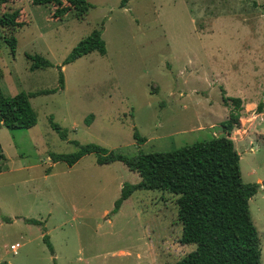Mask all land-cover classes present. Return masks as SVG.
<instances>
[{
  "label": "rangeland",
  "instance_id": "1",
  "mask_svg": "<svg viewBox=\"0 0 264 264\" xmlns=\"http://www.w3.org/2000/svg\"><path fill=\"white\" fill-rule=\"evenodd\" d=\"M87 1L83 17L72 10L53 18L54 5L29 0L1 8L20 9L25 23L14 32V56L0 40L6 95L56 88L63 60L94 29L103 27L106 53L64 64L63 89L30 98L34 126L10 130L0 121V264H171L192 251L194 244L179 242L176 194L135 190L113 212L122 185L140 180L136 172L120 161L99 165L95 153L72 166L48 154L74 152L76 140L134 156L222 135L229 107L221 87L243 103L231 138L243 181L259 180L249 209L264 264V113L257 110L260 104L264 112V0ZM26 53L52 65L29 70ZM51 118L67 130L65 139ZM134 129L144 143H136Z\"/></svg>",
  "mask_w": 264,
  "mask_h": 264
},
{
  "label": "trees",
  "instance_id": "2",
  "mask_svg": "<svg viewBox=\"0 0 264 264\" xmlns=\"http://www.w3.org/2000/svg\"><path fill=\"white\" fill-rule=\"evenodd\" d=\"M11 0H0V40L15 55L17 40L14 32L25 23L21 21L20 9L1 10ZM32 4H52L53 18H63L73 10L76 17H83L92 6L87 0H29ZM129 0H120V7H125ZM94 29L70 50L60 66L58 86L26 93L20 91L6 95L0 85V121L12 130L30 128L37 123V114L30 98L37 94L53 93L64 87L62 66L71 63L93 51L101 55L106 53L102 29ZM30 60L29 70L47 68L51 62L39 54L26 53ZM221 98L229 107L228 117L221 122L224 134L213 136L204 141L168 151L138 152L128 156L96 144H80L76 151L68 154L50 153L53 163L64 161L68 166L75 164L89 153L96 154V163L109 164L122 162L129 170L136 172L140 180L136 183H124L119 197L114 202L116 212L122 202L135 190H166L176 194L177 218L182 225L179 242L194 244L192 251L171 264H262L261 243L257 228L251 217L249 200L258 191V182H244L241 176L240 155L235 148L231 133L240 125L243 109L242 99L228 96L221 87ZM258 112H262L260 104ZM93 114L85 118L90 123ZM50 125L61 138L67 137V130L50 119ZM137 144L146 141L144 136L133 130ZM0 159H5L0 151ZM50 169L46 172L49 173ZM5 222L9 217H2ZM26 223L42 225L34 218H23ZM42 240L52 255L55 263L54 247L45 228L42 227Z\"/></svg>",
  "mask_w": 264,
  "mask_h": 264
},
{
  "label": "built area",
  "instance_id": "3",
  "mask_svg": "<svg viewBox=\"0 0 264 264\" xmlns=\"http://www.w3.org/2000/svg\"><path fill=\"white\" fill-rule=\"evenodd\" d=\"M19 244L16 243V244H13L10 246V249L13 251V253H15L17 251V249L19 248Z\"/></svg>",
  "mask_w": 264,
  "mask_h": 264
},
{
  "label": "crops",
  "instance_id": "4",
  "mask_svg": "<svg viewBox=\"0 0 264 264\" xmlns=\"http://www.w3.org/2000/svg\"><path fill=\"white\" fill-rule=\"evenodd\" d=\"M261 113H264V112H261ZM243 140H246V139H243ZM241 157V156H240ZM256 182H259V180H257ZM55 254H56V251H55Z\"/></svg>",
  "mask_w": 264,
  "mask_h": 264
},
{
  "label": "water",
  "instance_id": "5",
  "mask_svg": "<svg viewBox=\"0 0 264 264\" xmlns=\"http://www.w3.org/2000/svg\"><path fill=\"white\" fill-rule=\"evenodd\" d=\"M261 184H264V181H262Z\"/></svg>",
  "mask_w": 264,
  "mask_h": 264
}]
</instances>
